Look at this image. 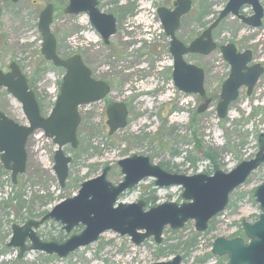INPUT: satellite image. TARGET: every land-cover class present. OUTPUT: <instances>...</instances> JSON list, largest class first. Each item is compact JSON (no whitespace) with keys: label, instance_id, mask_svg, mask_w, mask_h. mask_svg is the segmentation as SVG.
I'll use <instances>...</instances> for the list:
<instances>
[{"label":"rangeland","instance_id":"374dc122","mask_svg":"<svg viewBox=\"0 0 264 264\" xmlns=\"http://www.w3.org/2000/svg\"><path fill=\"white\" fill-rule=\"evenodd\" d=\"M100 1L102 11L113 14L118 21V32L109 45L86 15L64 13L68 0L0 1V68L18 63L43 116L54 108L65 75L64 69L52 65L41 53L43 38L38 22L47 3L56 6L52 31L61 57L74 53L83 56L97 76L112 86L105 100L80 107L79 145L64 146L65 153L73 158L65 187H61L54 171L58 146L42 130L29 137L27 170L18 176L17 183L0 160V264H153L179 254L182 264H227V256L212 253L213 243L221 236L248 241L243 223H253L261 214L254 192L264 182V163L231 193L225 211L209 222L205 232L197 231L195 221H189L182 229L167 227L161 244L150 237L136 245L129 235L109 230L65 257L29 249L20 257L19 248L8 246L14 225L40 221L57 204L77 195L82 183L99 176L106 166H111L109 181L114 185L123 181L118 164L123 158L144 155L169 172L212 175L217 169L233 170L255 158L259 150V136L264 134V73L251 95H247L246 87L241 88L239 98L230 104L223 119L218 116L217 103L222 83L230 74L220 46L234 43L240 51L252 50V63L264 65V17L261 27H252L229 15L214 29L218 44L214 52L185 56L188 63L204 69L207 97L213 99L209 109L201 113L198 108L204 98L181 91L173 81L170 38L158 15L160 7L172 9L176 0ZM192 1V9L177 31V37L187 45L219 16L229 0ZM260 2L264 7V0ZM241 13L250 16L253 9L246 5ZM143 28L153 32L149 44L139 40ZM114 102L126 103L129 121L125 128L110 135L106 108ZM0 110L20 124H28L22 104L5 88L0 91ZM209 149H213L215 162L205 157ZM188 155L197 159L195 166L186 161ZM182 193L180 186L157 187L150 177L123 193L118 201L144 199L149 208L164 202L182 203ZM83 229L80 224L67 232L60 221L49 219L40 225L37 234L44 242L62 243ZM27 243L31 244L29 239Z\"/></svg>","mask_w":264,"mask_h":264},{"label":"water","instance_id":"95a60500","mask_svg":"<svg viewBox=\"0 0 264 264\" xmlns=\"http://www.w3.org/2000/svg\"><path fill=\"white\" fill-rule=\"evenodd\" d=\"M175 5L174 9H158L164 31L170 38L169 50L174 61L173 80L181 91L205 97V71L195 64L188 63L185 56H206L214 52L217 43L213 38V31L229 15L237 16L247 25L261 27L264 7L260 0H229L218 18L187 45L177 37V31L181 26L182 17L190 12L193 1L176 0ZM246 5L253 9L250 16L241 13V9ZM1 11L0 7V14ZM65 11L69 14L88 12L93 26L106 43H109L117 32L115 16L101 12L97 8V0H69ZM53 18L54 5L49 3L41 11L38 22L43 37L41 52L55 66L64 67L66 73L60 95L48 116L42 115L36 94L29 88L27 77L18 63H10V71L6 73L0 69V91L5 88L22 104L28 121L27 125H22L0 110V158L4 168L11 171L14 183H17L18 176L27 170L29 136L37 130H43L58 146L55 151L54 171L61 187H65L73 158L65 153L64 146L71 144L73 148H77L79 145L78 129L82 121L79 107L98 102L111 92L109 84L92 76V70L83 62L81 55L76 54L64 59L58 54L57 38L52 31ZM221 51L231 66L230 74L222 84L221 100L217 104L218 116L223 119L228 115L230 104L238 99L242 87L246 86L247 94H252L264 73V67L260 63L249 66L254 59L252 50L239 51L234 43L222 45ZM212 101V98H206L198 111H206ZM128 116L126 103L115 102L109 105V134L113 135L125 128L128 125ZM262 163L264 134L259 136V151L255 158L241 162L229 172L218 169L212 175L169 172L160 164L152 163L150 157L135 154L121 159L118 163L124 175L123 181L117 185L109 181L107 176L111 166H106L99 176L84 181L77 195L57 204L40 221L29 220L22 226L14 225L8 246L19 247L20 256L29 249L65 257L80 247L97 241L101 234L109 230L122 236L129 235L136 245L153 236L155 242L161 244L166 227L182 229L192 220L195 221L196 230L204 232L209 221L226 209L230 194L244 184ZM150 177L155 178L158 187H182L184 202H164L148 209L144 199L132 203L118 202L121 194ZM254 196L260 204L261 214L255 222L243 223L248 241L241 237L221 236L213 243V254L227 256V264H264V182L257 187ZM48 219L60 221L67 232H71L80 224L84 229L80 234L72 235L62 243L44 242L37 235L36 229ZM27 239L31 241L29 247L26 244ZM182 261L183 257L179 254L167 261H157L153 264H181Z\"/></svg>","mask_w":264,"mask_h":264},{"label":"flooded vegetation","instance_id":"af4514ba","mask_svg":"<svg viewBox=\"0 0 264 264\" xmlns=\"http://www.w3.org/2000/svg\"><path fill=\"white\" fill-rule=\"evenodd\" d=\"M0 1H5V0H0ZM11 1V0H10ZM11 2H13V1H11ZM47 4H49V3H47ZM46 4V5H47ZM53 4V3H52ZM68 4H69V0H68ZM68 4H67V6H68ZM176 4V2H174L173 4H172V9H174L175 8V5ZM54 5V15H55V11H56V6H55V4H53ZM67 6L64 8V13L65 14H67V15H70V16H76V17H78V16H80V15H86L87 17H88V21H89V23L91 24V26H92V28L93 29H95L97 32H98V30L93 26V24H92V22H91V19H90V14L88 13V12H81V13H79V14H69V13H66V8H67ZM0 7H1V5H0ZM45 8V7H44ZM97 8L101 11V12H103L102 11V9H101V1L100 0H97ZM1 10H2V8H1ZM103 13H105V12H103ZM116 18V17H115ZM54 19V18H53ZM116 21H117V18H116ZM117 25H118V21H117ZM117 32H118V26H117ZM117 32H116V34H117ZM98 34L101 36V34L98 32ZM115 34V35H116ZM115 35H113V36H115ZM112 36V37H113ZM102 37V36H101ZM111 37V38H112ZM102 39H103V37H102ZM103 41H104V43L106 44V45H109L110 44V42H111V39H110V42L109 43H106L105 42V40L103 39ZM133 46L135 45V43H133L132 44ZM58 47H59V45H58V40H57V49H58ZM238 50H239V48H238ZM240 51V50H239ZM253 52V51H252ZM58 54H59V52H58ZM60 55V54H59ZM74 55H76V53H74V54H71L70 56H68V57H65L64 59H68V58H70V57H72V56H74ZM61 56V55H60ZM253 56H254V53H253ZM63 58V57H62ZM82 60H83V62L86 64V66H88L91 70H92V76L95 78V79H97V80H100V81H104V82H106V83H108L109 85H110V88H111V91H112V86H111V83H109V82H107V81H105L103 78H101V77H98L97 76V72L94 70V69H92L91 68V66L88 64V62H86V60L84 59V57L82 56ZM49 62H51V61H49ZM52 63V62H51ZM252 64L253 63H249V66H252ZM262 64V63H261ZM52 65H53V63H52ZM263 65V64H262ZM264 66V65H263ZM58 68H60V69H64L65 71H66V69L64 68V67H58ZM2 69V68H1ZM5 73L6 72H8V71H10V68H9V65L7 66V68L6 69H2ZM223 84V83H222ZM221 89H222V86H221ZM246 90H247V88H246ZM207 97H205V99H206ZM213 100V99H212ZM220 101V100H219ZM218 101V102H219ZM213 102V101H212ZM218 104V103H217ZM194 157H191V159H190V162H189V164H191V162H192V159H193ZM192 165V164H191Z\"/></svg>","mask_w":264,"mask_h":264},{"label":"trees","instance_id":"16d2710c","mask_svg":"<svg viewBox=\"0 0 264 264\" xmlns=\"http://www.w3.org/2000/svg\"><path fill=\"white\" fill-rule=\"evenodd\" d=\"M207 159H210V160H213L214 162H215V154H214V152H213V149H209L207 152H206V156H205ZM190 159H191V156L190 155H188L187 157H186V161L187 162H190ZM196 161H197V159L196 158H193L192 159V162H191V164L193 165V166H195L196 165ZM216 168H217V166H216ZM147 200H149V201H155V198H152V199H147ZM148 201V202H149ZM149 204V203H148ZM243 235H244V233H243ZM237 237V236H236Z\"/></svg>","mask_w":264,"mask_h":264},{"label":"bare ground","instance_id":"6f19581e","mask_svg":"<svg viewBox=\"0 0 264 264\" xmlns=\"http://www.w3.org/2000/svg\"><path fill=\"white\" fill-rule=\"evenodd\" d=\"M143 22H147V20H144Z\"/></svg>","mask_w":264,"mask_h":264}]
</instances>
